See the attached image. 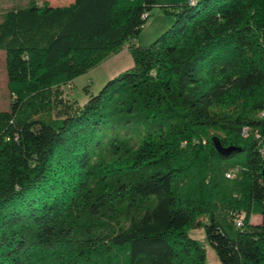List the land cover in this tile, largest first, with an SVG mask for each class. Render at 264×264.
<instances>
[{"label": "trees", "instance_id": "16d2710c", "mask_svg": "<svg viewBox=\"0 0 264 264\" xmlns=\"http://www.w3.org/2000/svg\"><path fill=\"white\" fill-rule=\"evenodd\" d=\"M154 7L2 13L0 264H206L192 230L220 264H264V0L162 7L174 23L141 47ZM124 49L130 69L82 106L64 97Z\"/></svg>", "mask_w": 264, "mask_h": 264}, {"label": "rangeland", "instance_id": "374dc122", "mask_svg": "<svg viewBox=\"0 0 264 264\" xmlns=\"http://www.w3.org/2000/svg\"><path fill=\"white\" fill-rule=\"evenodd\" d=\"M29 1L31 0H0V19L6 9L13 6H25ZM47 1L54 6L67 5L69 3L68 0ZM187 2L188 0H156V7L151 10L137 45L141 47L151 45L174 23V17L164 14L162 7L184 5ZM132 65L131 56L124 49L122 52L109 57L95 69L78 77L70 85L64 86L62 88L64 97L82 106L87 102L90 95H97L108 81L130 69ZM10 100L5 71V53L0 50V111H5L9 108ZM254 218L260 220L259 215L254 216ZM231 220L233 218L230 217ZM188 235L191 239L200 241L206 249V264H220L214 252L206 245L203 230H192Z\"/></svg>", "mask_w": 264, "mask_h": 264}, {"label": "built area", "instance_id": "2783aa9c", "mask_svg": "<svg viewBox=\"0 0 264 264\" xmlns=\"http://www.w3.org/2000/svg\"><path fill=\"white\" fill-rule=\"evenodd\" d=\"M227 179H230L232 177L231 173H227L225 176ZM234 223L236 224L237 227H239L241 225V220H239L238 218H233Z\"/></svg>", "mask_w": 264, "mask_h": 264}, {"label": "crops", "instance_id": "0c3cea01", "mask_svg": "<svg viewBox=\"0 0 264 264\" xmlns=\"http://www.w3.org/2000/svg\"><path fill=\"white\" fill-rule=\"evenodd\" d=\"M46 1H47V0H46ZM68 2L71 3L72 0H68ZM256 221H258L257 218L252 217V222H256Z\"/></svg>", "mask_w": 264, "mask_h": 264}, {"label": "water", "instance_id": "95a60500", "mask_svg": "<svg viewBox=\"0 0 264 264\" xmlns=\"http://www.w3.org/2000/svg\"><path fill=\"white\" fill-rule=\"evenodd\" d=\"M262 178L264 180V160H263Z\"/></svg>", "mask_w": 264, "mask_h": 264}]
</instances>
